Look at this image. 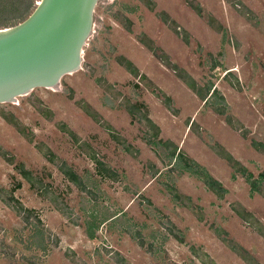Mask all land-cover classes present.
<instances>
[{"label":"rangeland","instance_id":"rangeland-1","mask_svg":"<svg viewBox=\"0 0 264 264\" xmlns=\"http://www.w3.org/2000/svg\"><path fill=\"white\" fill-rule=\"evenodd\" d=\"M152 1L153 10L140 0H98L79 69L63 75L55 88L38 87L0 103V111L10 112L33 133L29 142L0 118V148L12 160L8 164L0 157V264H115L108 250L118 252L127 264H246L220 238L264 264V240L231 210L240 206L264 226V199L209 147L220 145L264 188V0H239V5L224 0ZM196 5L198 15L192 8ZM161 10L187 32V44L158 19L155 12ZM124 18L130 21V32ZM208 18L219 31L208 25ZM11 23L16 24L0 28ZM138 36L152 40L198 86L215 93L206 101L198 99ZM117 56L131 61L146 79L128 74ZM158 92L170 98L176 114L164 107ZM219 95L224 113L247 131L244 138L212 110L220 104ZM36 99L52 112L51 120L37 113ZM127 103L148 112L159 128L158 138L170 141L216 179L225 190L223 197L217 198L199 175L185 170L184 161L170 159L169 146L156 139L146 144L145 127L129 116ZM81 104L136 153L125 152ZM60 127L71 130L75 140ZM250 140L263 148H252ZM37 143L65 161L89 193L65 180L34 147ZM91 153L116 173V181L97 173ZM14 164L43 186L30 187ZM10 193L40 222L23 223L1 201ZM44 193L55 196L67 215Z\"/></svg>","mask_w":264,"mask_h":264},{"label":"trees","instance_id":"trees-1","mask_svg":"<svg viewBox=\"0 0 264 264\" xmlns=\"http://www.w3.org/2000/svg\"><path fill=\"white\" fill-rule=\"evenodd\" d=\"M34 1L35 0H0V26H5V24L10 22L17 23L22 19H24L33 9ZM140 1L149 10H153L154 2L152 0H140ZM224 1L232 5L240 4L239 0H224ZM192 8H194V11L197 15L200 13L199 7L197 5L192 6ZM155 15L170 31H172L176 35H179L183 43L185 44L188 43L187 32L185 30L178 28L177 23L165 11L163 10L157 11L155 12ZM248 19L250 18L248 17ZM207 23L213 29L219 31L220 27L213 25V18H208ZM11 25H14V23H11ZM129 26H130V21L124 18V27L125 30L128 32H130ZM136 39L148 51H150L152 55H154L167 69H170L177 77V79H179L192 93H194L198 99H200L201 101H206L207 98L212 95V93H215L216 90L214 88H212L211 91H209L210 90L209 87L198 86L197 83L194 81V79L184 69L170 62L167 55L163 52H160L159 49L153 44L152 40L146 38L145 36H138L136 37ZM116 62L119 65H121L123 69L131 76L146 79V76L140 74L138 69L133 65V63L128 59L124 58L123 56H117ZM216 65L217 64H213V66ZM158 95L161 97L164 107L171 114H176L177 111L172 107L170 98L162 92H158ZM218 98L220 99V104L212 106V110L219 115H224L223 119L225 123L228 126H230L231 129L237 131L239 135L244 138L247 134V131L242 127V125L237 120H234L233 118L231 119L229 115L224 113V105L222 103L223 97L219 95ZM35 101L36 103L34 104V107L37 113L40 114V116H42L44 119L51 120L52 112L49 110V108H47L39 99H36ZM80 108L95 123L100 125V127H102L108 133V135L112 138V140L115 141L118 145H120L125 152L130 154L136 153V150L132 148V146L128 144L124 138L119 136L108 123L103 121L95 111L90 110L89 108L85 107L82 104L80 105ZM124 108L131 118L135 119L136 122L142 124L145 127L144 141L146 144H150L152 141H154V139H156V141L162 144L164 147L169 146L167 148V154L170 159L175 157L177 160L181 159L182 161H184L183 168L185 170H191L193 173L199 175L205 187L208 190H210V192H212L217 198L223 197L225 190L216 179L212 178L210 175L200 170L199 165L193 159L185 158V156L179 150H176V147L170 141L168 140L162 141L161 139L158 138L159 128L147 117L146 114H144L140 110L141 107L138 104L127 103L125 104ZM0 118L4 120L7 124H9L11 127H13L15 131L22 138L31 142L33 133L30 130H28L19 120H17L10 112L8 113V112L0 111ZM61 129L65 133H67L70 136V138L75 140V135L71 130L64 127H62ZM249 145L256 150L258 149L261 150L263 148V144L256 142L255 140H250ZM34 147L49 163L55 166V168L62 174L65 180L72 183L78 190L89 193L88 189L82 182L81 178L75 173V171L68 164H66L65 161L57 158L49 148L45 147L41 143L34 144ZM209 147L212 150V152H214L219 158L223 159L231 169L244 176L246 181L248 182L249 188L252 191H255L258 194H260L264 199V188H261L260 182L257 181L255 178H253L251 174L247 172V170L243 165H241L236 159H234L231 156V154H229L226 150H224L220 145L211 144ZM0 157L6 163L12 164L11 158L8 157L5 151L2 150L1 148H0ZM89 158L92 160V162L95 164L96 168L98 169L97 173L99 175H103L112 181H116L117 179L116 173L107 164L96 158L94 153H91ZM13 169L16 173H18L24 180H26L29 183L30 187L35 186L36 183H37V189L43 186L39 182V180L34 178L31 175L30 171L26 170L21 164H14ZM153 173H155V171H153ZM260 177H262V175H260ZM16 187H19L18 184H16ZM43 195L54 205L57 211H59L63 215H67L65 206L55 196L51 197L48 196L50 194H45V193ZM173 195L176 198L178 197L176 193ZM1 201L8 208H10L14 212V214L21 219L23 223L28 224L31 221H34L36 223L40 222L38 217L33 214V210L31 208H27L23 206L22 203L12 195V193H10L6 198H1ZM190 209L192 208L190 207ZM231 210L240 219L246 222V224L249 225L264 240V226L260 223L259 220H257L255 217H253V215L250 212H247L240 206H231ZM220 240L229 250L234 252L246 264H258L245 250H243L239 246L235 245L229 240H226L225 238H220ZM107 253L115 264H127L125 259L122 256H120L118 252L108 250ZM208 264H214V263L211 260H209Z\"/></svg>","mask_w":264,"mask_h":264},{"label":"water","instance_id":"water-1","mask_svg":"<svg viewBox=\"0 0 264 264\" xmlns=\"http://www.w3.org/2000/svg\"><path fill=\"white\" fill-rule=\"evenodd\" d=\"M97 1L37 0L24 19L0 28V103L55 88L79 69Z\"/></svg>","mask_w":264,"mask_h":264},{"label":"crops","instance_id":"crops-1","mask_svg":"<svg viewBox=\"0 0 264 264\" xmlns=\"http://www.w3.org/2000/svg\"><path fill=\"white\" fill-rule=\"evenodd\" d=\"M146 115H147V117L150 119L151 118V116L150 115H148V112L146 113ZM151 120V119H150ZM152 121V120H151ZM153 122V121H152ZM154 123V122H153ZM238 161V160H237ZM242 165V164H241Z\"/></svg>","mask_w":264,"mask_h":264}]
</instances>
